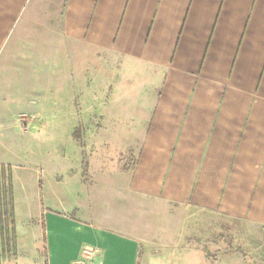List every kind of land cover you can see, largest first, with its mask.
<instances>
[{
  "label": "crops",
  "instance_id": "obj_1",
  "mask_svg": "<svg viewBox=\"0 0 264 264\" xmlns=\"http://www.w3.org/2000/svg\"><path fill=\"white\" fill-rule=\"evenodd\" d=\"M34 1L0 0V58ZM60 32L129 76L86 137L88 207L40 206L39 264H149L222 230L264 251V0H63ZM13 220L20 263L15 200Z\"/></svg>",
  "mask_w": 264,
  "mask_h": 264
},
{
  "label": "rangeland",
  "instance_id": "obj_2",
  "mask_svg": "<svg viewBox=\"0 0 264 264\" xmlns=\"http://www.w3.org/2000/svg\"><path fill=\"white\" fill-rule=\"evenodd\" d=\"M62 13L63 0H35L20 21L12 55L0 58V264H39L43 242L35 234L42 203L65 213L88 207L79 183L89 179L87 158L96 152L86 148V137L96 128L98 102L112 98L128 75L114 55L63 38ZM105 159L119 158L109 151ZM13 200L24 236L20 263ZM226 232L216 246L159 247L161 257L149 264H264V251L251 252L247 236Z\"/></svg>",
  "mask_w": 264,
  "mask_h": 264
},
{
  "label": "trees",
  "instance_id": "obj_3",
  "mask_svg": "<svg viewBox=\"0 0 264 264\" xmlns=\"http://www.w3.org/2000/svg\"><path fill=\"white\" fill-rule=\"evenodd\" d=\"M7 170H8V173H9L10 189L12 191L13 190V187H12V169H11V167H8Z\"/></svg>",
  "mask_w": 264,
  "mask_h": 264
}]
</instances>
